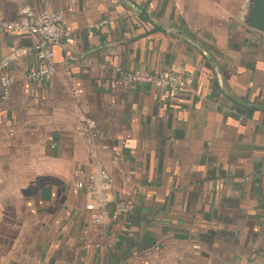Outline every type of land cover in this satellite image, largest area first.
<instances>
[{
    "label": "crops",
    "instance_id": "1",
    "mask_svg": "<svg viewBox=\"0 0 264 264\" xmlns=\"http://www.w3.org/2000/svg\"><path fill=\"white\" fill-rule=\"evenodd\" d=\"M28 2L65 17L75 60L59 44L54 77L29 82L31 38L0 30V264H264V33L246 25L251 0ZM24 4L0 0V18ZM117 70L175 73L193 93L171 99ZM77 106L97 124L96 156L74 133ZM96 163L113 180L102 224L74 187ZM119 199L131 214L114 215Z\"/></svg>",
    "mask_w": 264,
    "mask_h": 264
},
{
    "label": "built area",
    "instance_id": "2",
    "mask_svg": "<svg viewBox=\"0 0 264 264\" xmlns=\"http://www.w3.org/2000/svg\"><path fill=\"white\" fill-rule=\"evenodd\" d=\"M103 23L93 25L100 27ZM0 30L4 33L21 35L31 38L32 50L35 59V68L27 75L29 82L48 81L55 75L54 47L63 44L66 47L65 57L67 61H74L75 58L69 52V46L73 43V36L67 29L65 17L53 10H37L32 4L25 0V4L18 10L13 20L0 18ZM68 62V63H69ZM121 82L125 85L136 83L151 84L159 90H165L169 98L173 99L180 92L193 93L188 79H184L175 73L160 72L156 74L142 72L140 70L122 71L117 70ZM69 80L73 81L69 70H66ZM0 85L2 96L9 95L10 81L6 76H1ZM73 100L78 103L79 97L76 91L72 92ZM74 133L83 138L89 152L96 156L105 147L98 145V128L95 120L84 113L79 106L76 109V124ZM76 172L75 175H78ZM113 180L110 175L96 163L93 171L89 172L85 181H75L74 187L85 190L89 196L99 205L98 213L93 219L95 224H102L108 217L104 210L105 204L109 201ZM134 204L128 199L116 200L114 215L124 217L131 214Z\"/></svg>",
    "mask_w": 264,
    "mask_h": 264
},
{
    "label": "water",
    "instance_id": "3",
    "mask_svg": "<svg viewBox=\"0 0 264 264\" xmlns=\"http://www.w3.org/2000/svg\"><path fill=\"white\" fill-rule=\"evenodd\" d=\"M246 25L250 30L264 33V0H251Z\"/></svg>",
    "mask_w": 264,
    "mask_h": 264
}]
</instances>
